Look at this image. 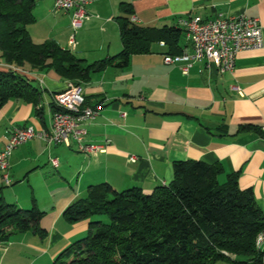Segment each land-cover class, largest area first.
Here are the masks:
<instances>
[{"label": "crops", "instance_id": "0c3cea01", "mask_svg": "<svg viewBox=\"0 0 264 264\" xmlns=\"http://www.w3.org/2000/svg\"><path fill=\"white\" fill-rule=\"evenodd\" d=\"M121 2L130 6L127 16L134 23L159 29L178 27L177 18L187 15L211 18L222 12L256 17L262 45L238 52L230 71L221 73L202 60L183 74L181 63L163 61L169 51L191 50L185 31L178 27L181 30L169 44L154 41L149 52L131 55L126 66H107L81 82L87 105L100 104L97 115L84 125V142L105 148L88 154L74 141L67 146L35 137L14 149L7 183L0 173V201L43 210L39 224L45 232L43 236L31 230L11 232L0 240V264H53L88 229V219L65 220L63 211L70 203L86 197L89 187L101 182L116 190L137 186L149 193L172 180L175 160L219 164L220 182L236 173L239 187L251 189L264 215V0H90L88 17L75 32L70 11H54V0H35L33 13L41 30L35 23L27 30L34 41L53 40L90 63L121 50L117 21L125 15ZM71 35L74 46L69 43ZM20 69L40 88L41 100L37 105L18 99L0 104V148L13 126L49 128L52 95L72 84L52 69ZM242 125L256 129L240 131ZM133 155L136 161L129 159ZM52 158H57L58 166L51 164ZM260 249L264 256V244Z\"/></svg>", "mask_w": 264, "mask_h": 264}, {"label": "trees", "instance_id": "16d2710c", "mask_svg": "<svg viewBox=\"0 0 264 264\" xmlns=\"http://www.w3.org/2000/svg\"><path fill=\"white\" fill-rule=\"evenodd\" d=\"M34 2L0 0V62L38 71L52 69L74 85L107 66H126L131 55L149 52L154 41L169 44L181 30L137 25L127 16L130 6L121 2L119 9L125 14L117 17L121 50L84 63L53 40L32 39L27 25L36 20ZM9 99L37 105L41 91L24 74L0 68V104ZM84 103H88L85 97ZM251 129L256 127H239ZM172 169V180L149 193L137 186L116 190L108 182L90 186L86 197L63 211L69 223L88 219L87 232L53 264H264L261 249L255 247L264 215L251 189L239 187L237 174L230 173L220 182L221 166L203 160H175ZM43 214L35 205L21 208L0 201V240L27 230L43 236L39 224Z\"/></svg>", "mask_w": 264, "mask_h": 264}, {"label": "built area", "instance_id": "2783aa9c", "mask_svg": "<svg viewBox=\"0 0 264 264\" xmlns=\"http://www.w3.org/2000/svg\"><path fill=\"white\" fill-rule=\"evenodd\" d=\"M89 2L90 0H54L53 9L71 12L70 23L75 32L88 17L86 6ZM176 24L185 31L191 50L180 54H165L163 61L165 64L181 63L180 70L183 74L189 72L195 61L202 60L213 65L221 73L230 71L234 67L238 52L262 45L258 18L245 14L225 15L216 12L211 18L201 15L180 16ZM69 43L71 46L75 45L73 35ZM0 68L23 72L18 66H8L4 63H0ZM37 80L41 84V78ZM99 108L100 104L84 103L82 88L79 85L70 84L65 90L54 93L49 104V128L35 129L26 125L13 126L9 130L5 144L0 148V173L3 181L8 182L9 158L14 149L35 137L48 144L61 143L67 146L74 141L77 149L83 153L95 154L103 151L105 146L102 144L84 142V125L97 115ZM124 115V112L121 113V116ZM129 159L136 161V156H130ZM51 164L58 166L57 158H52Z\"/></svg>", "mask_w": 264, "mask_h": 264}, {"label": "bare ground", "instance_id": "6f19581e", "mask_svg": "<svg viewBox=\"0 0 264 264\" xmlns=\"http://www.w3.org/2000/svg\"><path fill=\"white\" fill-rule=\"evenodd\" d=\"M0 63H4V62H0ZM6 64V63H4ZM8 66H15V65H10L8 64ZM10 69V68H8ZM21 70V69H20ZM14 71V70H13ZM22 71V70H21ZM21 73V72H20ZM22 74V73H21ZM264 244V229L261 230L257 235H256V238H255V247L257 249H260L261 245Z\"/></svg>", "mask_w": 264, "mask_h": 264}, {"label": "rangeland", "instance_id": "374dc122", "mask_svg": "<svg viewBox=\"0 0 264 264\" xmlns=\"http://www.w3.org/2000/svg\"><path fill=\"white\" fill-rule=\"evenodd\" d=\"M34 12V11H33ZM34 15H35V13H33ZM35 19L37 20V17H36V15H35ZM33 23H35V27L37 28V29H39V30H41V21H35V22H33ZM32 24V23H31ZM103 217V220L104 221H107V218L105 217V216H102ZM218 264H220L219 262H218Z\"/></svg>", "mask_w": 264, "mask_h": 264}]
</instances>
